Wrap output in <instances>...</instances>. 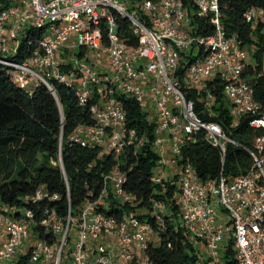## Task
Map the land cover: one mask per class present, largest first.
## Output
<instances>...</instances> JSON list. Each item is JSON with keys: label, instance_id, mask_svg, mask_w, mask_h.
<instances>
[{"label": "built area", "instance_id": "2783aa9c", "mask_svg": "<svg viewBox=\"0 0 264 264\" xmlns=\"http://www.w3.org/2000/svg\"><path fill=\"white\" fill-rule=\"evenodd\" d=\"M9 1L6 8L0 4V67L29 93L43 83L55 95L53 83L58 82L75 90L80 105L93 100L89 106L93 122L79 124L69 140L116 155L126 150L136 153L148 141L128 126L117 95L137 100L156 121L153 147L158 160L153 180L160 183L169 177L168 166L177 168L174 202L180 209L179 224L194 245L203 246L195 264H226L224 254L229 246L234 251V264H264V107L256 98L255 87L264 73V50L261 70L250 72L254 66L251 53L236 35H227L220 1ZM196 17L205 19L211 33L195 32ZM243 17L255 23L264 19V9L250 7ZM119 18L129 23L127 35L120 33L123 26ZM28 36L29 44L35 40L37 45L24 60L13 59L22 37ZM182 78L185 87L201 94L198 100L209 115L215 113V82L219 81L229 104L230 127L245 120L251 144L243 145L229 137L219 122L200 117L194 102L185 96ZM200 131L218 148L222 162L219 176L204 182L190 163L178 164L181 147L195 141ZM228 143L250 154L252 163L245 173L233 177L224 173ZM127 177L118 164L104 174L99 195L88 199L78 217L71 220L77 239L66 254L63 249L70 220L64 227L55 211L47 209L41 223L58 239L55 243L32 242L28 247L32 261L155 264L145 254L153 232L150 222L136 214L117 219L97 210L100 203L107 207L110 199L133 202V194L124 187ZM45 198L56 199L57 195L39 188L30 197L32 201ZM166 209L165 203L153 200L152 216L159 227H163ZM8 211L7 205L0 204V264L19 256L32 223L29 209L20 211L19 216Z\"/></svg>", "mask_w": 264, "mask_h": 264}, {"label": "trees", "instance_id": "16d2710c", "mask_svg": "<svg viewBox=\"0 0 264 264\" xmlns=\"http://www.w3.org/2000/svg\"><path fill=\"white\" fill-rule=\"evenodd\" d=\"M141 0H131V3ZM222 21L227 35H236L242 45L251 53L254 66L250 72L261 70L264 50V19L255 23L247 22L243 13L250 7H262L264 0H219ZM2 8L10 5L9 0H0ZM142 17V14H141ZM123 26L121 34H128V21L119 18ZM195 32L209 34L212 27L205 19L196 17ZM39 35L40 31H36ZM31 37H22L20 49L12 58L18 61L29 56L37 41L29 44ZM34 39V38H33ZM133 42V40H132ZM182 76L183 67L179 68ZM213 115L203 112L197 90L186 86L181 79V87L188 100L194 102L197 114L206 120L219 122L226 134L245 146L251 144L250 128L245 120L231 128L229 104L221 93V85L216 80ZM56 90L52 94L45 84H38L32 93L13 82L6 69L0 67V204L8 206V213L19 216L20 211L32 212L30 232L36 239L55 243L58 235L41 222L47 216L46 210H54L65 227L68 219L77 218L88 199L96 198L103 186V177L115 165L127 172L125 189L133 194V204H123L110 199L105 207L100 203L97 210L109 216L121 218L123 214H136L139 219L151 223L158 242H148L146 256L155 264H195L200 245L193 244L188 231L181 227L180 209L174 202L178 187L177 176L168 177L160 183L153 180L158 154L154 150L156 121L135 99L117 95L126 111L129 127L136 129L147 138V144L136 153L126 150L116 155L113 151L98 146L84 147L69 140L75 128L82 123H92L86 105L79 103L75 90L65 83L54 82ZM256 98L264 107V73L255 82ZM190 163L201 181L216 179L221 171V154L218 148L206 141L200 131L195 141H187L178 156V164ZM252 163L250 154L231 143L227 151L223 171L233 177L245 173ZM43 189L56 199L32 201L30 197L37 189ZM153 200L165 203L163 227L152 216ZM147 210V213H139ZM69 239V236L68 238ZM226 264H234L231 246L224 254ZM11 264H35L30 248L21 253Z\"/></svg>", "mask_w": 264, "mask_h": 264}, {"label": "rangeland", "instance_id": "374dc122", "mask_svg": "<svg viewBox=\"0 0 264 264\" xmlns=\"http://www.w3.org/2000/svg\"><path fill=\"white\" fill-rule=\"evenodd\" d=\"M126 1V0H125ZM250 60V59H249ZM153 116V115H152ZM166 171H167V175L169 174V171H170V168L167 167L166 168ZM139 213H142V214H145L147 213V210H142L141 212ZM189 234V233H188ZM69 239L66 243V245L64 246V249H63V254H66L70 251V249L73 247V244L75 243V240L77 239V229L75 227H70L69 229ZM148 239L149 241H152L154 243H157L158 242V236L155 232H152L149 236H148ZM36 241V236L35 234H33L32 232H30V235H29V238L25 240L24 244L20 247V250H21V253H24L26 252L27 248L29 247V245L32 243V242H35ZM200 245V252H202L203 250V246H202V243H199ZM199 252V253H200ZM20 253V254H21ZM19 254V255H20ZM140 255L142 256V254L140 253ZM12 263V260H8L5 264H11Z\"/></svg>", "mask_w": 264, "mask_h": 264}, {"label": "crops", "instance_id": "0c3cea01", "mask_svg": "<svg viewBox=\"0 0 264 264\" xmlns=\"http://www.w3.org/2000/svg\"><path fill=\"white\" fill-rule=\"evenodd\" d=\"M170 168L169 177H172L176 172L177 168L174 165L168 166ZM2 230V224H0V231ZM1 243V241H0Z\"/></svg>", "mask_w": 264, "mask_h": 264}]
</instances>
